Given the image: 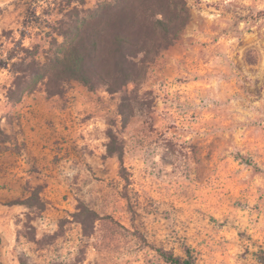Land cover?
Here are the masks:
<instances>
[{"label":"rangeland","instance_id":"1","mask_svg":"<svg viewBox=\"0 0 264 264\" xmlns=\"http://www.w3.org/2000/svg\"><path fill=\"white\" fill-rule=\"evenodd\" d=\"M79 1L0 0V264H264V0H185L121 90L36 83Z\"/></svg>","mask_w":264,"mask_h":264},{"label":"trees","instance_id":"2","mask_svg":"<svg viewBox=\"0 0 264 264\" xmlns=\"http://www.w3.org/2000/svg\"><path fill=\"white\" fill-rule=\"evenodd\" d=\"M86 0H80L84 4ZM160 14V15H159ZM162 16V17H161ZM189 19L185 0H106L90 15L77 13L63 24V41L44 65L36 83L50 76L76 80L91 91L104 84L118 91L141 76L145 59L161 39L171 42ZM122 158L123 151L110 149ZM169 264H194L171 251L158 249ZM23 264H28L26 261Z\"/></svg>","mask_w":264,"mask_h":264}]
</instances>
